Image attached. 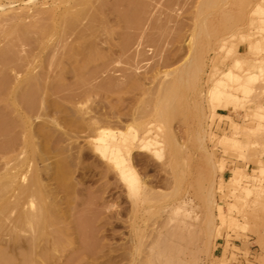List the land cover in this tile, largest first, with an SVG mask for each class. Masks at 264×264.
<instances>
[{"label": "rangeland", "instance_id": "obj_1", "mask_svg": "<svg viewBox=\"0 0 264 264\" xmlns=\"http://www.w3.org/2000/svg\"><path fill=\"white\" fill-rule=\"evenodd\" d=\"M0 264H264V0H0Z\"/></svg>", "mask_w": 264, "mask_h": 264}, {"label": "bare ground", "instance_id": "obj_2", "mask_svg": "<svg viewBox=\"0 0 264 264\" xmlns=\"http://www.w3.org/2000/svg\"><path fill=\"white\" fill-rule=\"evenodd\" d=\"M47 31L48 32H53V30H49V29H47ZM47 32V33H48ZM11 34V33H10ZM9 35V34H8ZM102 135H104V136H107L108 138H113V135L112 134H108V133H102ZM115 160H116V162H117V164H119V165H121V164H123V162H124V160L123 159H121L119 156H115ZM125 171H126V168H122V173L124 174V175H126V177H131L132 178V182H133V184H135L137 181H136V178L135 177H133L134 175H131V174H129L128 172H126L125 173Z\"/></svg>", "mask_w": 264, "mask_h": 264}]
</instances>
